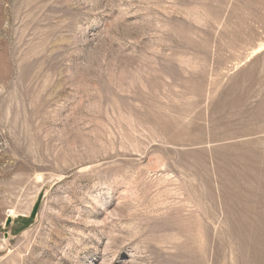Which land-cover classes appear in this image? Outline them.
Listing matches in <instances>:
<instances>
[{
	"label": "rangeland",
	"instance_id": "obj_1",
	"mask_svg": "<svg viewBox=\"0 0 264 264\" xmlns=\"http://www.w3.org/2000/svg\"><path fill=\"white\" fill-rule=\"evenodd\" d=\"M0 264H264V0H0Z\"/></svg>",
	"mask_w": 264,
	"mask_h": 264
},
{
	"label": "water",
	"instance_id": "obj_2",
	"mask_svg": "<svg viewBox=\"0 0 264 264\" xmlns=\"http://www.w3.org/2000/svg\"><path fill=\"white\" fill-rule=\"evenodd\" d=\"M10 223H11V219H10V217H8L6 220L5 226H8Z\"/></svg>",
	"mask_w": 264,
	"mask_h": 264
}]
</instances>
